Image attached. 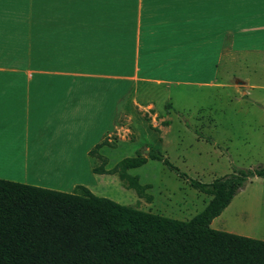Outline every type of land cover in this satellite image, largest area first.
I'll use <instances>...</instances> for the list:
<instances>
[{"label":"crops","instance_id":"1","mask_svg":"<svg viewBox=\"0 0 264 264\" xmlns=\"http://www.w3.org/2000/svg\"><path fill=\"white\" fill-rule=\"evenodd\" d=\"M249 67L264 0H0V180L102 197L89 153L148 92Z\"/></svg>","mask_w":264,"mask_h":264},{"label":"trees","instance_id":"2","mask_svg":"<svg viewBox=\"0 0 264 264\" xmlns=\"http://www.w3.org/2000/svg\"><path fill=\"white\" fill-rule=\"evenodd\" d=\"M89 155L98 175H117L139 198L152 200L129 170L148 160L162 162L188 185L209 196L189 221L165 217L93 194L85 186L72 193L0 180V264H264V241L215 230L212 222L252 178L264 179V165L203 183L180 171L160 151L125 158L112 169L100 149Z\"/></svg>","mask_w":264,"mask_h":264},{"label":"rangeland","instance_id":"3","mask_svg":"<svg viewBox=\"0 0 264 264\" xmlns=\"http://www.w3.org/2000/svg\"><path fill=\"white\" fill-rule=\"evenodd\" d=\"M230 73V78L223 77V86H172L168 91L148 92V100L139 101L143 108H138L131 122L122 118L121 131L108 138L115 147L102 151L109 160L106 169L139 153L146 155L149 149L160 151L189 178L203 183L228 175L234 168L264 165V68ZM128 173L138 176L141 185L150 186L146 194L151 201L127 189L117 175L104 177L101 196L180 221L192 219L211 199L160 161L148 160ZM211 227L264 241V179H250Z\"/></svg>","mask_w":264,"mask_h":264},{"label":"water","instance_id":"4","mask_svg":"<svg viewBox=\"0 0 264 264\" xmlns=\"http://www.w3.org/2000/svg\"><path fill=\"white\" fill-rule=\"evenodd\" d=\"M238 84H242V82H237Z\"/></svg>","mask_w":264,"mask_h":264}]
</instances>
